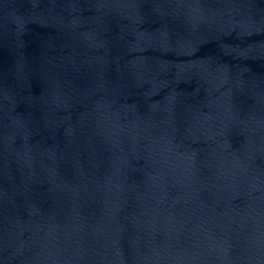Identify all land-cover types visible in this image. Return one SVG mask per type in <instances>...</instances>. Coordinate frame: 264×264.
<instances>
[{
    "label": "water",
    "instance_id": "1",
    "mask_svg": "<svg viewBox=\"0 0 264 264\" xmlns=\"http://www.w3.org/2000/svg\"><path fill=\"white\" fill-rule=\"evenodd\" d=\"M0 264H264V0H0Z\"/></svg>",
    "mask_w": 264,
    "mask_h": 264
}]
</instances>
